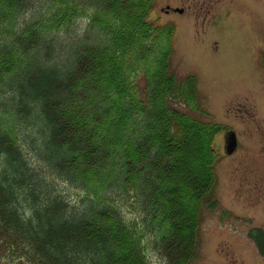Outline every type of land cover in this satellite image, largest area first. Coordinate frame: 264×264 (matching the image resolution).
Here are the masks:
<instances>
[{"label":"trees","instance_id":"trees-1","mask_svg":"<svg viewBox=\"0 0 264 264\" xmlns=\"http://www.w3.org/2000/svg\"><path fill=\"white\" fill-rule=\"evenodd\" d=\"M155 2L0 0V260L149 264L151 239L194 264L221 128L190 115L209 117L195 76L169 73Z\"/></svg>","mask_w":264,"mask_h":264},{"label":"rangeland","instance_id":"rangeland-1","mask_svg":"<svg viewBox=\"0 0 264 264\" xmlns=\"http://www.w3.org/2000/svg\"><path fill=\"white\" fill-rule=\"evenodd\" d=\"M148 19L173 27L169 73L195 76L199 104L209 117L187 114L221 128L213 139L217 203L201 212L194 264H264L249 234L264 231V0H156ZM228 130L235 132L237 147L227 154L222 134ZM196 152L183 155L201 167ZM122 211L135 219L127 207ZM148 241L149 264H165Z\"/></svg>","mask_w":264,"mask_h":264},{"label":"water","instance_id":"water-1","mask_svg":"<svg viewBox=\"0 0 264 264\" xmlns=\"http://www.w3.org/2000/svg\"><path fill=\"white\" fill-rule=\"evenodd\" d=\"M223 137H224L223 152L228 154L236 148L235 134L233 132H228L224 134Z\"/></svg>","mask_w":264,"mask_h":264}]
</instances>
